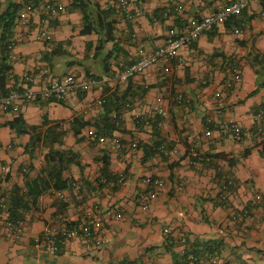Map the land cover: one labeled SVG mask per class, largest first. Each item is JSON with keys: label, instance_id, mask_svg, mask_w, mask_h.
<instances>
[{"label": "crops", "instance_id": "obj_1", "mask_svg": "<svg viewBox=\"0 0 264 264\" xmlns=\"http://www.w3.org/2000/svg\"><path fill=\"white\" fill-rule=\"evenodd\" d=\"M10 1L36 7L14 29L10 83L37 97L19 99L18 110L0 103V264H211L212 255L216 264H264V119L254 118L264 107V86L259 87L264 0H250L232 17L235 22L215 25L176 57L159 60L126 82L115 72L165 45L170 30L191 26L228 0H129L131 17L112 0H95L100 8L90 6L94 31L86 33L83 12L73 0H0V12ZM46 2L58 6L56 14L46 13ZM45 28L51 38L39 39ZM45 69L49 74L43 79L23 80L25 73ZM67 74L96 82L62 101L41 95L49 77ZM167 91L183 93V103ZM160 104L168 112L164 117L157 111ZM19 115L43 136L50 128V139L58 136L61 142L41 139L31 155L27 146L34 133L11 125ZM231 121L245 131L239 141L223 128ZM192 141L213 159L191 163ZM162 144L176 152L165 154ZM51 148L76 154L71 156L78 163L62 173L72 181L61 190L65 197L55 188L44 190L23 212L20 227L9 226L13 187L43 190L66 165L48 159ZM154 178L164 184L143 209L138 196L152 188ZM226 180L225 205L220 194ZM94 205H99L95 228L106 235L103 246L86 249L75 237L57 254L36 247L47 224L60 218L82 223L83 208ZM186 253L196 260L186 262Z\"/></svg>", "mask_w": 264, "mask_h": 264}, {"label": "built area", "instance_id": "obj_2", "mask_svg": "<svg viewBox=\"0 0 264 264\" xmlns=\"http://www.w3.org/2000/svg\"><path fill=\"white\" fill-rule=\"evenodd\" d=\"M117 3L119 7L125 10L126 15L131 17V10L129 7V0H112ZM250 0H228V3L219 9L216 12H213L209 15H206L202 19L194 22L191 26L182 27L178 29H172L169 31V39L167 43L163 46L158 47L154 51L149 54L141 56L139 59L125 67L124 69L118 70L115 72L114 77L121 82H126L137 74L143 73L146 69H148L151 65L155 64L159 60L163 58H171L176 57L179 50L189 45L193 42L200 34L213 28L215 25L224 24L232 17L241 13L244 9H246L249 5ZM182 8V7H181ZM44 10L47 14H56L58 11V6L52 4L51 2L44 3ZM36 13V7H34L33 3L27 5L25 8H22L20 12L19 19L22 21L28 20L31 16ZM262 16H264V10L262 11ZM239 32L238 29L235 30ZM39 39H50L51 35L48 30L45 28L39 33ZM15 42H12L9 47L12 50ZM49 74L48 70H42L39 73L27 72L23 76V80L26 82L35 81L37 79L41 80L45 75ZM235 80H241V73H237L235 75ZM95 80H85L75 77L74 75L67 74L62 77H49L47 83L44 85L41 91V95L48 99H55L58 101H62L68 97V95L74 91L81 90L86 91L89 90L93 84H95ZM166 96L169 98H173L177 103L181 104L184 101L183 93L173 94L171 91H167ZM37 94L31 91L21 92L17 89H13L10 91L8 95L1 99V106L4 108L12 107L14 110L19 109V99L22 98H35ZM104 99H99L97 103L99 105L103 104ZM158 114L162 117L167 115V110L160 104L157 108ZM254 118L257 121L264 119V107L260 108L257 112L254 113ZM210 122V120H209ZM225 132L228 135L232 136L235 140H241L245 131L239 123L236 122H227L223 126ZM206 132L209 134L211 129L209 127L206 128ZM93 136H97L96 132L93 133ZM133 147H137L138 143H132ZM122 144L118 142L117 148L120 149ZM161 148L164 153L167 155L173 154L176 152V149L168 148L166 144H162ZM188 154L190 157L191 163H198L199 160H207L211 161L213 157L211 155L203 156L199 149V142L192 141L188 147ZM152 188L150 190L144 191L139 194L138 200L143 209H148L149 203L151 199L156 196L157 189L161 188L164 184L163 179L154 178L150 181ZM180 187H183V183H181ZM223 195L222 198L226 200L230 193L229 182H225L223 184ZM56 195L60 198L65 197V193L61 190L56 191ZM99 210V205H94L92 207H84L83 215L84 221L81 224H77L75 226L68 225L66 219L60 218L58 221H53L50 224H47L44 228L41 235L37 236L34 240L37 248L41 250H45L50 254H57L60 249L71 239L75 237H79L82 240V243L86 249L99 248L103 246L106 242V235L104 230H98L95 228V223L97 222V212ZM109 213L112 210L108 211ZM247 209L243 210L241 215H247ZM7 224L9 226L16 225L20 227L21 221L13 220L8 218ZM188 259L195 260L196 256L194 254H189ZM211 264H216L218 262L217 257H210Z\"/></svg>", "mask_w": 264, "mask_h": 264}, {"label": "trees", "instance_id": "obj_3", "mask_svg": "<svg viewBox=\"0 0 264 264\" xmlns=\"http://www.w3.org/2000/svg\"><path fill=\"white\" fill-rule=\"evenodd\" d=\"M90 6L98 7L100 8V4L95 0H73V7L76 9H79L83 12L84 15V22L86 24V27L84 26L83 32H92L94 29L92 28V24L90 20H92V13ZM23 8V3L16 2V1H10L6 7L0 12V103L1 99L8 95L11 90L16 89L15 84H11L10 80L13 77V71H12V57H11V49L9 45L12 42H15L14 40V29L18 23V19L20 17V12ZM102 16V15H101ZM235 18H231L228 20V22H235ZM98 24L103 25L104 21H102V18L97 16ZM108 26L112 24V22H107ZM256 62L261 61L259 59V55L255 56ZM256 62L254 64H256ZM262 64V62L258 63ZM258 74V69H257ZM264 86V83H259V87ZM20 91L19 89H17ZM44 124L47 123V120L44 119ZM11 125L17 130V131H30L33 134L30 143L27 146V149L29 150L30 154L32 155L35 149L36 142H38L41 139H44L45 141H50V144H54L56 141L61 142L60 137L55 136L50 139V133L51 129L49 128L47 131V134L43 136L41 131H38L37 126L33 125H27L23 123L22 117L19 115L15 118L13 123ZM85 126V123L84 125ZM81 132V129L77 131V134ZM99 133H96L98 136ZM56 135H60L59 133ZM76 156V154L73 153V151H61V150H54L53 148L50 149V153L48 156V159H55L59 162L64 161L65 166H61V168L55 170V172L52 173V181L53 184H45L43 190H35L33 188H30L27 186V189H22L18 186H14L11 190V193L9 195V203H8V212L10 219L13 220H20L22 219V214L25 210L29 209L31 206L37 204L38 197L44 193V190L55 188L57 190H62L65 188H68L72 181L63 178L62 173L64 171V168L66 166H69L70 164L75 163L76 161L73 159V156ZM234 162H237L238 159H233ZM78 163V162H76ZM63 164V163H62ZM1 182V179H0ZM226 182H229V180H226ZM1 190V187H0ZM223 190V189H222ZM220 199L223 204L226 205V200L222 198V194H220ZM65 203V202H64ZM63 203V204H64ZM70 226H75L77 224H81L80 222L74 223V222H67ZM189 253H186L183 257L186 262H191V260L188 259ZM196 260V259H195Z\"/></svg>", "mask_w": 264, "mask_h": 264}]
</instances>
